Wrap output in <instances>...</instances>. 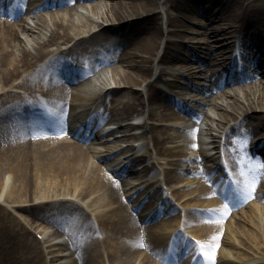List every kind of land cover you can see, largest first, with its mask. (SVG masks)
Masks as SVG:
<instances>
[{
    "label": "bare ground",
    "instance_id": "1",
    "mask_svg": "<svg viewBox=\"0 0 264 264\" xmlns=\"http://www.w3.org/2000/svg\"><path fill=\"white\" fill-rule=\"evenodd\" d=\"M37 1H31L34 6L28 12L34 16L28 23L18 15L14 0H0V15L5 17L0 18V236L5 239L0 243V264H176V257L183 253L179 230L169 248L166 244L181 222L186 228L200 225V229L189 231L190 237L204 239L207 255L220 247L217 264H264L263 205L252 197L243 212H233V205L207 199L220 194L205 165L200 173L208 178L212 191L208 185L197 183L194 189L176 194L186 207L184 220H173L179 211L175 212L177 207L167 200L161 201L157 216L156 202L149 207H154L151 213L149 209L141 211L138 203L149 188L146 179L137 184L136 189L145 191L139 192L136 201L133 191L125 189L130 175L145 178L147 170L138 173L113 158L104 143L98 146L90 120L78 119L69 135L59 137L53 136V128H45L41 120L45 116L42 104L58 105L74 94L76 88L68 86L66 79L79 68L67 58L90 59L96 65L109 63L114 86L105 93L104 104L112 113L124 119L142 111L157 121L150 126L145 121L141 126L150 132L156 155L171 157L172 149L163 143L183 138L189 152H196L183 161L203 162L211 157L208 143L211 149L219 148V136L211 134L207 141L196 136L187 139L180 133L172 136L174 130L165 123L171 115L189 133L199 121L187 102L181 106L157 83L165 75L172 78L165 83L169 90L180 89L181 77L192 89L204 93L193 81L205 72L202 63L209 66L208 80L215 90L244 71L240 80L246 83L244 101L232 92L226 94L229 100L225 103L213 97L205 102L219 110L216 131L223 132L228 140L232 171L234 165L241 169L247 189L253 180L255 187L264 188V172L259 169L264 158V67L259 66L264 63V0ZM79 10L86 13L82 19L75 18L81 14ZM136 38L149 51L152 65L139 60L144 54H140ZM191 39H195L192 46L184 44ZM237 43L239 53H235ZM160 45L161 51L156 53ZM188 61L199 66L192 67ZM176 62L181 64L177 67ZM115 63L126 70L119 71ZM153 64H167L172 71L162 66L155 80H150ZM244 67L256 74L245 73ZM94 82L86 78L82 84L95 88ZM15 89L24 92L19 94ZM189 97L184 98L189 101ZM88 101L85 109L93 98ZM58 112L54 129L66 125L63 122L71 117L63 108ZM33 117L41 121L28 124ZM190 120L197 124L188 125ZM210 159L216 170L221 169L218 158ZM175 177L183 181L182 187L195 183L187 176ZM258 196L264 202V194ZM73 217L76 221L68 224ZM233 220L243 225H235ZM38 221L34 229L45 240L59 237L54 232L45 235V230L55 228L65 234L67 242L41 248L38 241L28 237L32 234L24 225ZM184 243L190 245L188 240ZM5 250L14 255L4 254ZM19 252L22 258H17ZM194 253L190 248L181 264H203L197 263ZM209 260L205 259V264Z\"/></svg>",
    "mask_w": 264,
    "mask_h": 264
},
{
    "label": "rangeland",
    "instance_id": "2",
    "mask_svg": "<svg viewBox=\"0 0 264 264\" xmlns=\"http://www.w3.org/2000/svg\"><path fill=\"white\" fill-rule=\"evenodd\" d=\"M102 3L103 4L104 3L108 4L109 1L102 0ZM20 7L21 8L22 7L26 8V7H28V5L21 4ZM84 15L85 14H79L78 15V19H82L84 17ZM22 17H24V15L21 14V18ZM0 18L4 19L5 17L0 15ZM30 18H31V15L29 14L28 17H27V21L30 22L31 21ZM192 27L196 28L195 26H192ZM195 39H191L190 43H187L188 41H185L184 44H187L190 47V46H192L195 43ZM135 43H136L137 47L140 49V54H144L143 58L139 57V60L140 59L144 60L145 62L143 64H145L146 66L152 65L151 62H150L151 61L150 53L146 49V47L144 46L143 42L136 38L135 39ZM110 47H111V45H108V48H110ZM235 50L236 51L239 50L238 43H237V47L235 48ZM160 51H161V45H160V47H159V49L157 50L156 53H159ZM67 59H68V61L70 63V59L69 58H67ZM71 61H73V60L71 59ZM80 61H81V64H82L85 60L83 58L82 59L79 58L78 62H80ZM88 61H91V60L88 59ZM153 61H154V59H153ZM73 63L76 64V62H74V61H73ZM188 63H191L192 67L199 66L198 64H195L194 61H188ZM78 64H80V63H78ZM180 64H181V62H176V66L177 67ZM202 64H203V67H205V72H201V76L202 77L201 78H195V79H193V81L197 82V83H195V85L197 87H199V88H202L204 93H201L198 90L195 91L194 89H192L190 87V84L188 85L185 82H183L185 79L181 78V77L179 78V84H180L179 87H180V89L179 88H174L173 90H169V88L165 85V83L167 81H171L172 78L168 77V76H165V75L161 78V82H158L157 84H158V86H161V88L166 90V92L169 94V96L172 99L177 100L181 104V106H184V104H186L185 102H187L193 108V110L196 111L198 109V111H196V114H197V121H199V124H197V128L195 129V131H191L190 133H189V131L185 130L186 126H185V128H184V126L183 127L180 126L179 122L175 120L176 116L174 114L171 115L169 118H167V121H165V123H166V125L171 126V127H169V129H173L172 126L178 127V128H174L173 129L174 132H173L172 136H176L177 133H180L181 135L182 134L186 135L185 138H187V139H189V137L190 138H192V137L195 138V136H196L199 139H203V140H206V141L209 140V137H210L211 134H212L211 136H214V135L215 136H219V138H217V141L219 142L220 148L219 149H211L212 145H210V151L208 152V154L210 156L213 155L215 158L219 157V161L220 160L223 161V170L220 173H217L216 171L213 172L212 169L210 170L211 174L215 173L212 176H215L218 180H220L219 183L222 184L223 180H225L224 175L227 176V181H228V179L229 180H237V178L241 177L242 172H241V169L234 168L233 174H232V170L230 169V167H231L230 159H229L230 156L228 155L229 153H228L227 145L225 144L226 140L224 138V134H223V132H222V134H219L218 131H216V123L218 122L217 121V112L219 110L216 109L215 107H213L211 104H206L205 101H206V99L208 97L210 99H211V97H213V98H216V101L218 103H221V102L225 103L226 101L229 100V97L226 94H229V93H232V92H236L238 94L239 100L244 101V96H243L242 89L246 88L245 87L246 83L240 82V78L244 74L243 73L244 71H243V72H241L243 74L239 73L238 75H235V76L231 77V81L229 83H225L221 88H218V89L215 90L212 87H210V82L208 80V77L210 76L209 66L206 65V63H202ZM114 65L117 66L119 71L126 70L125 67L121 66L120 63L119 64L115 63ZM162 66L168 72L172 71V69H171L172 66H168L167 64H162V65H159V66H156V65L153 64L154 71H153L152 76L149 78L150 80H155V78L157 76V73L159 72L158 70ZM259 66L263 68L264 67V63L263 64L261 63ZM244 69H245V73H247V74H251V75L252 74H256V71H252L249 68L244 67ZM257 79L258 78H256L255 83H258ZM193 81H191V82H193ZM138 88L140 89V87H138ZM138 88H133V90L134 91H138ZM186 95L190 96L189 97V99H190L189 101H188V99L184 98V97H186ZM141 112L142 111H139V112H136V113L140 114ZM147 122H148V126H150V124H152L153 122L157 123V121L150 120L148 118H147ZM173 130H171V131H173ZM263 134H264V132H263ZM146 135H147L145 137L146 140L148 142L149 141L151 142V134L147 130H146ZM163 144L165 146H167V147L172 149L173 155L171 157L155 155L156 150L153 147L152 142H151L152 158H150V161L148 162V164L153 162V165L157 168V172L158 171H162V170L165 171V174H163V182H164L165 185L169 186L171 188V190H174L176 192V194L178 192L182 191L183 187L181 186L182 185L181 181L178 182L176 180V177H175L177 175H179V176L182 175L183 177H184V175L185 176H189L190 180L191 179L196 180L195 184L196 183L206 184V185L209 184L208 178L203 176L202 175L203 173L201 174L200 172H198V175H192V174H189L188 171H193V170L198 171V169L202 170L203 165H204L203 163H205V165L207 166V169L210 168L211 166H213L211 159H206L205 162H203V163L195 161V160H192V159H191L190 162L182 163V161L184 159H190V156L193 153H195V152H193V153L189 152V149L186 146V144H187L186 139H185V141H184L183 138L174 139L172 141H166ZM208 145H209V143H208ZM253 146L254 145H252V147ZM234 167H236V166L234 165ZM226 173H227V175H226ZM230 173L234 177H232L230 175ZM227 181L224 182V184L222 185L220 190H222L225 187V184H226ZM191 188L192 187L185 188V189H191ZM209 188H210V191H212L210 186H209ZM125 189L127 191H134L133 190V186L131 184L125 185ZM241 193L244 194V191H241ZM138 194L139 193H135V194L133 193V201H136V198H138ZM207 199H212V200L214 199L215 201L221 202V204L223 202L220 198H216L215 196L207 198ZM146 202L147 203L150 202V199L147 200ZM180 203H177V204L180 205ZM173 204H174V202H173ZM257 204H260V203H257ZM260 205H262V204H260ZM148 206L149 205L146 206V204L141 205V211H143V212L146 211V209H148ZM180 206H182V205H180ZM7 209L10 210L9 207H7ZM244 210L245 209L242 208V204L238 205V206H236L234 208V212H238V211L243 212ZM77 214L80 215V212H78ZM261 217H262V219H264V215L263 214H261ZM173 220H174V218H173ZM74 221H76V220H74V217H73V218H71L69 220L68 224H71ZM39 223H40L39 221L38 222H31V224H32L31 227L35 228V227H37L39 225ZM232 223L235 224V225H238V226H242L243 225V223L241 221H239V220H233ZM225 224H227V223H224V225ZM25 227H27L26 224H25ZM193 227L196 230L200 229V225L194 224ZM28 228L30 230H32L30 227H28ZM28 237L30 238L32 236H28ZM3 239L0 236V243L1 244H4V242H5V239L2 242ZM248 246H250L249 243H248ZM219 251H220V248L217 251H215L216 253H213V254L209 255V258H211V259L214 257V263H216V264H217V261H218L217 260V256L219 255ZM237 252H240L241 254H247V253H243L240 250H237ZM3 253L6 254V255H12V256L14 255L13 253H11V251H8V250H5ZM184 255H186V253L185 254L183 253V257H184ZM17 258H22V253L19 252L17 254ZM176 260H178V261H176V264H180V263H182L183 258H182V256H179V257H177ZM155 264H164V263L156 261Z\"/></svg>",
    "mask_w": 264,
    "mask_h": 264
},
{
    "label": "snow or ice",
    "instance_id": "3",
    "mask_svg": "<svg viewBox=\"0 0 264 264\" xmlns=\"http://www.w3.org/2000/svg\"><path fill=\"white\" fill-rule=\"evenodd\" d=\"M246 143V142H245ZM259 169L261 170V172H264V164H260L259 165ZM255 184H256V180H253V182L248 186V191L245 195V199H249L252 198L253 193L255 191ZM205 246L201 245L202 248V253L203 254V249ZM212 251L214 252V249H212ZM208 264H214V257L212 259L209 260Z\"/></svg>",
    "mask_w": 264,
    "mask_h": 264
}]
</instances>
